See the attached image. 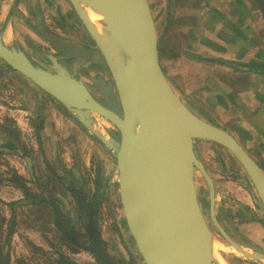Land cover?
I'll use <instances>...</instances> for the list:
<instances>
[{"label":"water","instance_id":"95a60500","mask_svg":"<svg viewBox=\"0 0 264 264\" xmlns=\"http://www.w3.org/2000/svg\"><path fill=\"white\" fill-rule=\"evenodd\" d=\"M66 1L94 42L93 48L58 39L44 26L39 32L61 59L107 69L110 78H89L100 98L57 56L49 55L52 66L43 68L22 49L6 45L1 34L0 60L73 115V122L114 161L124 225L143 263L214 264L215 236L200 205L197 171L207 183L210 213L224 240L244 257L264 261V254L244 251L220 226L214 181L200 163L196 143L210 142L229 150L263 208L264 170L234 136L176 92L162 67L160 28L150 0ZM258 3L264 14V0ZM88 9L103 18L100 31ZM96 117L108 122L114 135L96 129ZM91 236L95 238L92 232ZM95 241V251L112 264L111 256Z\"/></svg>","mask_w":264,"mask_h":264},{"label":"crops","instance_id":"0c3cea01","mask_svg":"<svg viewBox=\"0 0 264 264\" xmlns=\"http://www.w3.org/2000/svg\"><path fill=\"white\" fill-rule=\"evenodd\" d=\"M26 1L29 3H23ZM171 1L169 5L166 0H155L153 5L161 8L157 10L162 17L167 14L164 22L170 47L166 58L162 60L166 76L185 102L212 121L215 120L219 127L239 137L252 157L264 168L263 14L250 0ZM23 2L17 4L20 13L26 17L29 12L31 15L45 16L43 12L49 10L50 6H54L58 12L61 9L66 11L63 0H35V4L34 0ZM3 9L2 4L1 13ZM0 24L2 40L11 46L18 39L14 34L15 25L11 22L7 24V20L2 18ZM25 81L39 100L47 103L51 101L49 95L42 90H33V84ZM49 107L50 119L58 130L56 136L61 140L62 136L66 137L72 132L83 143L78 151V159L76 148L62 146L61 161L67 169L75 163L79 168V163L84 161L83 168L88 169L91 165V154L88 151L93 152L97 148L96 141L84 129L76 126L73 120L68 119L62 108L55 106L58 110L54 111L53 103ZM37 117L42 122L43 117L39 114ZM41 127H44V131H41ZM28 128V132L36 131L41 143L42 151L35 148L33 155L35 165L38 166L43 160L40 152L44 151L47 128L43 122L39 126L36 123V127ZM102 151L98 157L100 165L94 166V169L106 174L105 168L109 163L106 161V152ZM226 157L227 154H222L219 162L221 175H211L206 168L214 181L217 207L230 195L236 203L235 208L239 206V210L246 209L253 216L257 214L262 217L263 209L255 195L246 189L243 174L234 176L232 173L239 166L232 165L231 159ZM53 158L58 159L57 151ZM202 178L207 186L203 176ZM243 231H247L253 241L264 247V229L261 225L257 222L245 224Z\"/></svg>","mask_w":264,"mask_h":264},{"label":"flooded vegetation","instance_id":"af4514ba","mask_svg":"<svg viewBox=\"0 0 264 264\" xmlns=\"http://www.w3.org/2000/svg\"><path fill=\"white\" fill-rule=\"evenodd\" d=\"M166 1L169 5H171V0ZM250 1L254 4V7H256L257 10H259L263 14L259 7L258 0ZM2 4L3 1H0V7L2 6ZM9 15H12L11 12H9ZM33 16L35 21L40 22V17L42 18V16H39V14ZM42 23L43 22H40V28L41 26H44ZM166 39L168 41V48L166 51L167 56L169 52L168 49L170 47V40L167 35ZM162 58L161 63L163 60ZM87 66L96 67L99 65L89 64ZM0 69H3V72H0V74L14 72L9 68L7 69L6 66ZM20 113L21 111H19V114ZM19 117L25 119L22 114L19 115ZM0 118H2L1 114ZM3 118L6 122L12 121L14 125L18 123L20 125V120L11 118L10 114H6V116H4ZM214 121L212 122L215 123ZM18 129V137L22 136V140L20 141V143L18 141H15V139L13 138L11 128L9 129L8 127L0 124V157L3 156V159L0 160L1 162H3V166L0 165L2 167L0 168V182H2L0 183V185L3 184L2 187L7 192L5 193L7 197H2L0 195V264H31L32 253L35 250L36 252H43L44 254H46V256L51 255L50 259H45L46 262L50 264H108L103 259V257L95 251V249H97L95 239L99 241L104 251L111 256L112 264H122L115 261L99 234V222L101 221L99 217L101 215L102 208L105 203V198L110 189V186L114 185L111 182V177H109L107 174L99 172L98 169L92 170L90 167L88 173H85L84 170H81L80 167H77L76 163L68 169L69 175L67 177H62L56 171V167L53 168L52 165L48 163L47 158H45L44 151L40 152L43 160H41L38 166H36L37 164L35 165V158L32 152L35 151V148L36 150H41L39 136L37 135L35 130L33 132H28L33 133L32 136L36 138L37 143V145H35L36 147L30 148L27 142H22L23 135L27 134L26 130L24 131L22 126H19ZM222 129L234 136L239 144L244 147V149L252 157L251 152L246 148V144H244V142L240 140L239 137L235 136L224 128ZM41 131H44V127H41ZM212 144L222 150L227 151L226 153H228L227 155L231 159V164L237 167L239 166L240 168L237 171L240 173L243 167L233 156V154L226 148H223L214 143ZM12 152H14L15 154H13ZM28 159L30 160V162L28 161ZM58 161H61V159H54V162L56 164L58 163ZM218 161H221L220 158H218ZM4 166H6V168H4ZM44 166H46L49 169L50 174L54 176V182H57L63 188H66L69 199L72 200L74 208H69L65 200L51 193V188L49 187V185L51 184L50 181L52 180L50 179L49 181V179L44 177V175L42 174ZM61 166L63 169L64 167H66L63 162L61 163ZM260 167L264 170L261 165ZM39 169H41V176L39 174ZM40 180L42 181V184ZM44 186H46L45 189L47 188L45 194L50 195L51 198L55 200L56 204H58L61 209L64 210L63 214H58L59 208L57 209L55 208V206H52L48 202L42 201L40 196H42L41 191L42 187ZM34 191L41 192V195L36 196L37 193H35ZM254 192L252 191L256 199L259 201L264 212V208L261 201L259 200L257 192ZM16 194H18V196H16ZM199 201L207 221L208 218L206 212L209 213L210 220L216 230V234L224 243L227 244L213 222L210 213V194L208 200V208L206 209L207 211L204 209V201L201 200L200 197ZM223 204L225 206L228 205L226 201H223ZM237 208L240 209L239 206ZM218 209L220 208L217 207L216 202V218L220 226L237 244L242 246V248H244L245 250L251 251V253L255 251L254 253L264 254V247L253 241L250 235L247 234V231H243L245 224L256 222L264 229V216L258 217L257 214L256 216H253L252 212L250 213L246 209H242V214L238 210V216H234L235 211H232L230 213L231 215L234 214L233 218H235L233 219V221H231L232 217L228 216L225 213H220V216L222 218L221 219L219 217ZM43 211L46 212L44 213ZM48 215L49 217H51L53 225H50V223L48 222ZM78 225L81 226L84 233L87 235L86 239L81 236L79 228L77 227ZM91 232L94 234L95 238L91 236ZM234 236H236L238 239ZM62 247L64 249H62ZM72 251L73 253H70ZM78 252H85L87 253V255L85 254L81 256ZM75 256H77V259L75 258ZM78 257L85 258L78 259ZM132 259L133 260L130 264H140L138 258Z\"/></svg>","mask_w":264,"mask_h":264},{"label":"rangeland","instance_id":"374dc122","mask_svg":"<svg viewBox=\"0 0 264 264\" xmlns=\"http://www.w3.org/2000/svg\"><path fill=\"white\" fill-rule=\"evenodd\" d=\"M0 1H3V5H4V9L2 13L0 14V18L7 20V24L11 22L15 25L14 34L15 36L18 37L16 42L12 43L11 46L22 49L23 51L27 53L29 58L36 65L42 66L43 68H46V69H50V67L52 66V63L49 60L48 56L49 55L57 56L60 59V62L64 64L65 67H67L70 71L76 73L77 76L83 77L84 80L90 86V88L93 90V92L97 95V97L100 98L97 91L94 90V87L92 83L90 82L89 78L91 76L95 77L99 75H104L105 77L110 78L107 72V69L104 66H96V67L86 66V63L84 62L67 61V60L61 59L57 55L52 45L39 32L40 22H43L42 24L44 25L46 31L52 36L58 39L64 40V41L77 44L82 47L93 48L94 42L92 41L91 37L89 36L85 28L82 26L81 22L77 18L70 4L66 0H63L65 2L66 11L64 9H61L58 12L54 6H50L49 10H45L43 12L46 15L42 16V18L40 17V22L35 21L34 16L31 15L30 12L27 15L28 17H24L25 15L20 13V10L18 9V4L21 1L23 2L24 0H17V1L0 0ZM150 2L152 3V5H154L155 0H150ZM23 3L28 4L29 2L26 1ZM34 4H35V0H34ZM153 7L155 10L158 25L160 28V38H161L164 35L165 36L168 35L166 32L167 30H165L166 22H164L165 19H167V18H164L167 14H164V16L162 17V15H160V12H159L161 8L159 9L157 6H153ZM9 12H11L12 15H9ZM4 66L6 65L0 60V68ZM25 80L27 79L15 72H8L5 74H0V114L2 116V118H0V124L4 125L5 127H8L9 129L11 128L13 138L15 139V141H18L19 143L22 140V136L18 137V133H19L18 127L19 126L24 127V129H26L27 134L23 135L22 142H27L30 148H33V147H36L35 145H37L36 138L32 136L33 133H28V130H29L28 127L33 128V127H36V123L39 126L40 123L43 122V125L47 128V131L45 133V143H44L45 147L43 148L44 153L46 152L45 158H47L48 163L52 165L53 168L56 167V171L60 174V176L67 177L69 175L67 167H64L63 169L61 166V163H62L61 161H58V163L56 164L54 162L53 156L55 155L57 151L58 158L60 159L63 153L62 146L63 147L68 146V148H76V154H77V159H78V156H79L78 151L80 150V148L83 147V143L82 141H80L79 137L72 132L66 137L62 136L61 140L56 136V133L58 130L56 129V124L50 119L49 111L51 109L49 107V104L53 103L54 111L57 109L55 106L57 107L59 106V108H62V109L63 107H61L60 104L56 102L54 99H51V101H48L49 103H47L44 100H39L34 95L33 93L34 91L30 90V87L27 85L26 83L27 81ZM33 87H34L33 90H38L40 92V89L37 88L34 84H33ZM19 111H21L20 114H19ZM63 112L67 113V118L70 119L71 121L72 119H74L73 115L65 111V109H63ZM196 113H198L199 115H202L199 112H196ZM6 114H10L11 118L22 121L21 124L19 125L18 123L14 125L12 121H7V122L4 121L3 117L6 116ZM18 114L19 115L22 114V116H24L25 119L20 118ZM29 114H31L32 116H30ZM38 114L41 117H43L42 122L39 121V117H37ZM33 116L34 118H32ZM25 123H27L28 127L24 125ZM75 125L77 126V124ZM60 132L62 133L63 131H60ZM42 134H44V132ZM86 134L89 135L87 132ZM110 134L114 135V132ZM96 144H97V148L93 152L88 151V153L91 154V163H90L91 165H89V167L91 166L92 170H94L95 167H98V164L100 165V162H98L99 161L98 157L100 156V153L103 150L102 146L99 144L97 140H96ZM226 152L227 151L222 150L219 147H216L212 143H208V142H197L196 143V153L198 155L200 163L202 164L203 167L207 168V170L210 172L211 175H214V176L221 175L218 158L220 157L221 159L222 154L224 153L228 154ZM12 153L15 154L14 152ZM34 153L35 152L33 151L32 154L35 155ZM105 157L107 158V160L106 159L105 160L109 163V166L105 168L106 174L112 178L114 172L116 171V166H115L114 161L111 160L107 154H105ZM2 159H3V156L0 157V160ZM83 162L84 161L79 163V167L81 168V170L83 169L85 173H88L89 168L85 170L83 168L84 166ZM13 163H16V162H13ZM0 165L3 166V162H1ZM1 166L0 168H2ZM6 166H4V168H6ZM213 168H215V170ZM232 173L234 176L235 175L241 176V174H243V179L247 183L245 184L246 189L251 191V193L252 191L253 192L255 191L248 175L243 169L241 170V173L237 171H234V172L232 171ZM39 174L41 176V169H39ZM42 174L44 175V177L48 178L49 181L50 179L52 180L50 181L51 184L49 185V187L51 188V193L65 200L69 208H74L73 202L71 199H69L66 188H63L57 182H54L55 178L52 174H50V171L46 166L43 167ZM41 180L40 182L42 184ZM196 184L198 187L199 197L201 200L204 201L203 207L206 210L208 208L209 193H208L207 186L202 178V174L199 171L196 172ZM2 185L3 184L0 185V191H1L0 195L2 197H7L5 195V193L7 192L6 190H4ZM45 187L46 186L42 187V191H41L42 196H40L41 192L34 191L35 193H37L36 196H40L42 201L48 202L52 206H55V208L57 209L59 208L58 209L59 215L63 214L64 210L61 209V207L58 204H56L55 200L52 199L50 195L45 194L46 189H47V188L45 189ZM16 196H18V194H16ZM223 201H226L228 205L225 206L223 204ZM223 201L222 203L221 202L219 203L220 205L219 207L220 209H218L219 217L221 218L220 213L222 214L225 213L228 216L232 217L231 221H233V219H235L233 217L238 216L239 209L235 208L236 203L234 202V199L230 197V195ZM234 208L235 210H233ZM232 211H235L234 213L235 215L230 214ZM239 211L242 214V210H239ZM43 212L45 213L46 211H43ZM206 215L210 223V226L214 232L215 239L222 241L221 238L216 234V230L210 220L209 213L206 212ZM48 218H49L48 222L50 223V225H53L52 219L51 217H49V215H48ZM99 218L101 219V221L99 222V234L102 238V241L107 246L108 250L112 254L113 258L115 259V261L122 263V264H125V263L130 264L133 260L132 258H138V261L140 262V264H144L141 257L139 256L137 252V248L135 246L134 241L132 240L130 233L128 232L126 226L124 225V214H123V210H122V206H121V202L119 198V193H118V188L116 184H114L113 186H110V189L106 195L105 203L103 205L102 212ZM77 227L79 228L81 236L84 237V239H86L87 235L84 233L81 226L78 225ZM234 237L237 238L236 236ZM62 249L64 248L62 247ZM70 253H73V251ZM78 253H80L79 255L81 256L85 254L87 255V253L85 252H78ZM222 256L224 257L226 264H264L262 262H256L252 259H247L244 257L238 258V257H234L232 255H228L224 253H222ZM50 258H51V255L46 256V254H44L43 252L41 251L36 252L35 250L32 253L31 264H50L46 262L45 260V259H50ZM75 258L77 259V256H75ZM84 258L78 257V259H84ZM214 264H217V263H214Z\"/></svg>","mask_w":264,"mask_h":264},{"label":"bare ground","instance_id":"6f19581e","mask_svg":"<svg viewBox=\"0 0 264 264\" xmlns=\"http://www.w3.org/2000/svg\"><path fill=\"white\" fill-rule=\"evenodd\" d=\"M87 11H88L90 19L92 20V22L97 26L98 30L100 31L103 28V26L101 24L103 18L99 14H96L95 12H93L90 9H88ZM8 37H9V35H8ZM96 120H97L96 129L100 130L102 133H105L106 131L108 132V134L114 132V129L112 128V126L108 122L100 119L99 117H96ZM243 250L246 252H249L251 254V251L245 250V249H243ZM222 253L232 255V256L238 257V258L244 257L235 248L224 243L223 241L215 239L214 243H213V254H212L214 263L226 264V261H225L224 257L222 256ZM262 262L264 263V261H262Z\"/></svg>","mask_w":264,"mask_h":264},{"label":"trees","instance_id":"16d2710c","mask_svg":"<svg viewBox=\"0 0 264 264\" xmlns=\"http://www.w3.org/2000/svg\"><path fill=\"white\" fill-rule=\"evenodd\" d=\"M167 48H168V41L166 39V36H162L160 38V52H161V56L163 58H165V55H166V51H167ZM10 69V68H9ZM11 70V69H10ZM0 72L2 73L3 72V69H0Z\"/></svg>","mask_w":264,"mask_h":264},{"label":"built area","instance_id":"2783aa9c","mask_svg":"<svg viewBox=\"0 0 264 264\" xmlns=\"http://www.w3.org/2000/svg\"><path fill=\"white\" fill-rule=\"evenodd\" d=\"M118 178H119V175H118V172H117V170H116V171L114 172L112 178H111V182H112L113 184H116V183L118 182Z\"/></svg>","mask_w":264,"mask_h":264}]
</instances>
